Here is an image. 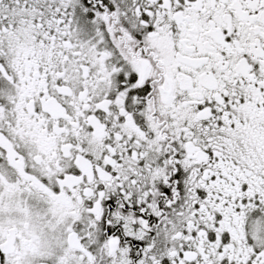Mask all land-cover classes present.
I'll use <instances>...</instances> for the list:
<instances>
[{
    "label": "snow or ice",
    "instance_id": "6c2138e0",
    "mask_svg": "<svg viewBox=\"0 0 264 264\" xmlns=\"http://www.w3.org/2000/svg\"><path fill=\"white\" fill-rule=\"evenodd\" d=\"M0 264H264V0H0Z\"/></svg>",
    "mask_w": 264,
    "mask_h": 264
}]
</instances>
